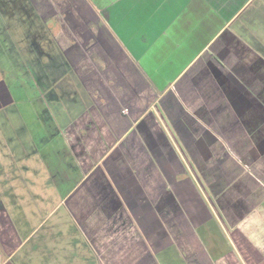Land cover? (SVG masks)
<instances>
[{"label": "crops", "instance_id": "crops-1", "mask_svg": "<svg viewBox=\"0 0 264 264\" xmlns=\"http://www.w3.org/2000/svg\"><path fill=\"white\" fill-rule=\"evenodd\" d=\"M34 2L59 21L37 83L62 84L64 147L35 145L63 196L0 190V264H264V0Z\"/></svg>", "mask_w": 264, "mask_h": 264}, {"label": "rangeland", "instance_id": "rangeland-1", "mask_svg": "<svg viewBox=\"0 0 264 264\" xmlns=\"http://www.w3.org/2000/svg\"><path fill=\"white\" fill-rule=\"evenodd\" d=\"M38 4L39 7L34 0H0V82L6 84L12 98V102L0 107V190L7 186L32 190L39 193L41 202L49 195L46 206L52 209L63 194L51 183L48 163L42 161V156L50 153L49 146L41 148L35 142L43 144L42 141L57 138L56 145L63 150L55 121L63 122L64 114L44 103L56 100L50 91L54 89L59 95L62 91L59 86L42 87L37 82L42 70L40 63H51L61 50L55 43L59 21L49 16L44 3ZM44 68L51 77L57 75L53 67ZM67 162L73 167L72 160ZM41 212L45 214L46 210ZM63 212L61 206L46 227L56 224L58 217L65 223ZM63 223L61 228L56 225L57 232L64 231Z\"/></svg>", "mask_w": 264, "mask_h": 264}, {"label": "trees", "instance_id": "trees-1", "mask_svg": "<svg viewBox=\"0 0 264 264\" xmlns=\"http://www.w3.org/2000/svg\"><path fill=\"white\" fill-rule=\"evenodd\" d=\"M64 78H66V77H64ZM64 78H62V80L64 79ZM60 82V81H59ZM58 85H59V87L61 86L62 87V84L61 83H58ZM63 88V87H62Z\"/></svg>", "mask_w": 264, "mask_h": 264}]
</instances>
